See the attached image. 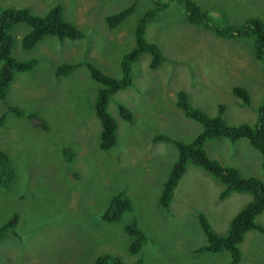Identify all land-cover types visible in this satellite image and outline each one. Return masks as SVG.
<instances>
[{
    "label": "rangeland",
    "instance_id": "1",
    "mask_svg": "<svg viewBox=\"0 0 264 264\" xmlns=\"http://www.w3.org/2000/svg\"><path fill=\"white\" fill-rule=\"evenodd\" d=\"M153 1L164 2L0 0L4 7H28L40 16L59 4L63 18L83 33L77 41L46 37L24 51L20 38L28 26L19 24L11 31L12 57L36 63L29 71L15 72L0 99V116L4 114L0 152L13 169L11 184L0 188V225L13 223L0 239V264H92L101 245L129 255L131 239L122 225L131 218L145 234L141 252L132 257H143L142 264H223L230 259L228 252H195L206 244L198 214L217 235L225 236L232 218L252 196L232 192L220 200L224 185L189 164L169 208L159 207L161 187L177 151L172 144L152 139L160 133L189 142L202 130L175 106L178 91L208 116H216L223 105V119L230 126L253 125L264 97V58L255 57L254 38H220L189 24L181 7L170 3L144 32L165 61L149 68L150 55L143 54L132 64L133 85L113 96L130 110L131 120L108 103L118 121L117 141L109 151L98 148L99 124L92 104L100 86L86 64L119 77L121 56L134 44L138 17L153 8ZM192 1L222 25L240 26L247 19L264 24V0ZM130 7L131 14L110 27L107 18ZM62 64L79 65L71 74L56 77ZM235 86L247 90L249 106L232 95ZM7 107L17 111L7 112ZM67 150L70 154H64ZM204 151L220 164L236 168L243 178L264 183L262 156L248 140L220 138L206 142ZM123 189L130 198V212L120 224L102 221L100 215ZM256 223L264 227V211ZM240 248L238 264H264L263 235L249 231Z\"/></svg>",
    "mask_w": 264,
    "mask_h": 264
},
{
    "label": "trees",
    "instance_id": "2",
    "mask_svg": "<svg viewBox=\"0 0 264 264\" xmlns=\"http://www.w3.org/2000/svg\"><path fill=\"white\" fill-rule=\"evenodd\" d=\"M170 3H176L181 7L186 16V21L194 26L202 27L211 31L214 35L225 39L254 38V54L257 59L264 58V24L257 19H247L240 26L222 25L216 16H212L209 10H201L192 0H164L159 3L153 1V8H148L139 16L135 26L134 44L127 52L122 54L121 74L119 77H111L101 72L97 67L87 63L90 76L93 81L99 84L96 89L92 104V110L99 124L98 148L103 151L112 149L117 141V119L108 111V103L113 102L119 115L126 116L131 120L132 114L128 108L113 96L121 90L131 86V67L143 54H150L151 61L149 68H156L165 57L154 43L146 41L144 32L149 21L156 19ZM152 7V6H151ZM132 12V8L122 10L107 18L110 27H116L124 21ZM26 24L28 30L20 38V48L24 51L33 49L46 37H54L58 41H77L83 38V33L71 22L66 21L62 16L59 4L42 16L34 14L28 7L13 8L4 7L0 4V99L6 95L9 83L15 72H26L31 70L35 59L19 60L11 55L13 36L12 29L19 25ZM79 64H62L55 70L56 77H63L76 70ZM232 95L238 99L241 105L249 106L250 96L247 90L240 86L232 89ZM175 106L181 110L187 119L198 123L202 130L198 132L189 142L178 141L167 134H155L152 142H164L172 144L177 151V157L171 164L162 184L158 197V205L168 209L171 203L173 192L181 177L185 173L187 165L191 164L208 172L214 179L224 185L220 193V200H223L232 192L248 193L252 200L242 208L230 221L227 234L217 235L211 228L206 217L199 213V226L206 238V244L195 249L196 253H230V259L223 264H238L242 255L241 243L245 234L249 231H256L264 236V227L256 223V217L264 211V183L255 177L243 178L238 170L232 166L220 164L217 160L208 157L204 151V144L208 141H215L220 138L235 142L239 139L248 140L249 144L262 156L261 168L264 171V97L261 105L256 110V118L253 125L241 124L230 126L223 119L224 106H218L216 116H208L191 104L188 96L183 91L176 93ZM17 111L15 107H7L8 111ZM20 113V111H18ZM4 115V114H3ZM0 116V122L3 117ZM64 154H70L67 150ZM13 179V169L10 167L8 157L0 152V188H7ZM124 188V185H122ZM130 212V198L127 191L115 194L100 219L108 224H120L124 215ZM12 222L0 225V239L7 236L12 227ZM122 230L130 237L128 254L122 255L113 250L103 247L90 261L92 264H142L143 257L132 258L139 254L142 242L145 238L134 218L122 225ZM136 257V256H134ZM130 258L132 260L128 261ZM130 262V263H127Z\"/></svg>",
    "mask_w": 264,
    "mask_h": 264
},
{
    "label": "clouds",
    "instance_id": "3",
    "mask_svg": "<svg viewBox=\"0 0 264 264\" xmlns=\"http://www.w3.org/2000/svg\"><path fill=\"white\" fill-rule=\"evenodd\" d=\"M146 54H148V53H146ZM149 55H150V54H149ZM140 57H141V56H140ZM140 57H139L136 61H138V60L140 59ZM136 61H135V62H136ZM150 61H151V55H150ZM135 62H133V63H135ZM133 63H132V64H133ZM149 64H150V62H149ZM132 85H133V78H132V81H131V86H132ZM131 86H130V87H131ZM128 88H129V87H128ZM126 89H127V88H126ZM121 91H122V90H121ZM119 92H120V91H119Z\"/></svg>",
    "mask_w": 264,
    "mask_h": 264
},
{
    "label": "water",
    "instance_id": "4",
    "mask_svg": "<svg viewBox=\"0 0 264 264\" xmlns=\"http://www.w3.org/2000/svg\"><path fill=\"white\" fill-rule=\"evenodd\" d=\"M37 123V121H36V119H34V124H36Z\"/></svg>",
    "mask_w": 264,
    "mask_h": 264
}]
</instances>
